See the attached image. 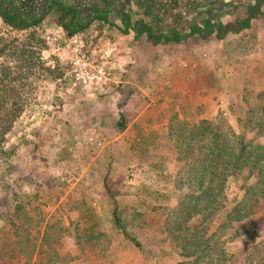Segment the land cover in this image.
<instances>
[{
	"label": "rangeland",
	"instance_id": "1",
	"mask_svg": "<svg viewBox=\"0 0 264 264\" xmlns=\"http://www.w3.org/2000/svg\"><path fill=\"white\" fill-rule=\"evenodd\" d=\"M73 1L64 0V4L76 5ZM146 3H138V8H133L149 13L151 9ZM175 3L178 7L182 4L180 0ZM131 4L133 6V2ZM120 6L125 5L121 2ZM86 9L79 7L78 11L86 12ZM234 12L244 15L243 8ZM55 15L48 14L35 29L45 43L40 52L43 68H36L28 79V102L4 142L5 149L12 155L0 160V264H93L92 261L95 264H177L182 258L163 228L168 210L180 196L172 193L171 185L182 167L173 150L174 139L167 135L168 126L172 121L193 124L207 120L215 125L230 126L238 134L245 132L247 140L260 138L258 127L247 124L245 115L247 110H257L258 118L262 115L260 108H264V18H258L250 30L229 37L223 43L229 47L231 56L211 66L220 83L210 82L211 90L206 94L215 97V104L208 102L201 108L196 106L195 110L185 105L179 96V75L184 66L173 56L182 53L179 46H214L209 42L213 36L205 41L193 37L186 44L170 45L176 46L172 49L165 45L153 46L145 38L135 41L132 36L122 34L118 27L123 26L113 12L108 16L118 27L93 23L84 32L67 39L53 24ZM221 20L228 22L230 17L224 15ZM1 32L8 33L0 20ZM23 34L25 32L19 36ZM174 87L176 93H173ZM142 109L152 114L162 110L159 115L163 116L156 120L157 125L162 124L157 147L151 148V152L140 150L139 138H134L136 148L132 152V147L116 145L114 139L121 132L118 124L125 127L136 115L134 110ZM96 135L97 140L90 142ZM148 154L156 173L148 180L147 189L141 185L136 187V191L146 197L138 207L130 209L128 206L132 204L126 203L124 209L117 212L127 234L141 247H134L108 223L95 228L98 234H103L94 237L98 243L96 250L92 245H85L84 237H80L85 230L75 227V213L53 207L69 191L72 193L66 196L67 203L69 198L71 202L77 201L71 197L76 194L74 182L88 173L91 162L98 171L101 166L106 170L110 169L109 156L117 157L121 160L122 177L132 182L139 175L140 160H146ZM83 188L90 185L84 184ZM231 191L234 193L229 200L236 189ZM112 211L111 218L109 212L106 217L111 223ZM91 214L90 209L79 212L82 218L90 220ZM255 220L260 238L243 236L228 245L233 264L246 263L254 246L258 250L264 247V203ZM56 224L61 227L55 228V240L48 233V246L43 236ZM63 226L71 238L60 231ZM100 229L104 232L100 233ZM16 235L20 236L21 246L14 244ZM68 240L76 255L68 250ZM42 242L45 254L42 248L38 249ZM22 254L32 257L24 258Z\"/></svg>",
	"mask_w": 264,
	"mask_h": 264
},
{
	"label": "trees",
	"instance_id": "2",
	"mask_svg": "<svg viewBox=\"0 0 264 264\" xmlns=\"http://www.w3.org/2000/svg\"><path fill=\"white\" fill-rule=\"evenodd\" d=\"M20 1L0 0V20L8 32L0 33L1 161L12 155L5 149L4 142L28 102V79L35 74L36 68H43L40 52L45 43L35 29L44 18L55 13L53 24L63 31L67 39L84 32L93 23L118 27L110 22L108 15L111 13L100 8L91 16L79 12L77 2L76 5L66 6L64 0H41L48 3L32 9L25 6L26 10L22 11L24 7ZM186 1V11L173 10L160 15L153 10L149 13L133 12L132 9L125 10L124 6L119 9L120 13L115 14L123 26L118 29L135 41L145 38L153 46H170L186 44L193 37L205 41L213 36L222 41L228 35L250 30L252 22L264 18V0ZM25 3L29 5L31 0ZM241 8L244 15L233 13ZM187 13L192 17H188ZM224 15L230 17L228 22L221 20ZM132 17L135 19L132 20ZM23 32L25 34L19 36ZM260 109L262 115L258 118L257 110H247L245 115L247 124L258 127L260 138L256 141L247 140L245 132L238 134L230 126L221 127L207 120L193 124L170 122L167 135L174 139L173 150L182 167L171 185L172 193H179L180 196L173 208L168 210L163 228L182 258L177 264H233L228 245L243 236L260 238L255 225L257 212L264 203V108ZM118 125L122 131L123 125ZM232 188L236 192L229 200L230 194L234 193ZM117 212L116 208L112 211L114 227L139 249L140 243L127 234ZM56 226L61 227L56 224L43 236L48 246V233L55 240ZM63 227L60 231L68 234L67 228ZM88 231L90 236L83 231L80 237H84L85 245H92L96 250L98 243L94 237L103 234H98L95 227ZM16 238L14 244L21 246L20 236L16 235ZM67 243L71 245L70 240ZM44 247L42 242L38 249L42 248L45 254ZM18 248L21 253L22 249ZM35 248L33 245L32 250ZM258 248H252L244 264H264V247ZM22 256L32 257L31 254Z\"/></svg>",
	"mask_w": 264,
	"mask_h": 264
},
{
	"label": "crops",
	"instance_id": "3",
	"mask_svg": "<svg viewBox=\"0 0 264 264\" xmlns=\"http://www.w3.org/2000/svg\"><path fill=\"white\" fill-rule=\"evenodd\" d=\"M151 1L152 0H144V2ZM225 2H227V0H225ZM174 3L175 0L166 1L162 8L167 6L168 9H165L164 12L159 9H153L154 7L149 6V4L148 6L151 10L156 12L157 15H160V13L166 14L167 12H173V10L178 11L186 8L184 4H180V7H178L177 3H175V6ZM232 36L235 35H228L222 41H217L215 38L209 40V42H212L214 46H179L182 48V53L180 55L173 56V58L182 62V65L184 66V68L182 67L180 71L181 76L179 75V77H181V86L177 91L181 100L185 102V105H188L190 108H194L195 110L197 108L196 106L201 108L208 102H211L214 106L215 101L213 99L215 97L206 96V94L211 90L208 85L210 82H212V84H217L220 83V81L217 80V76V78H215L216 73L211 71V66H217L221 61H223V59L226 60L231 56L229 47L224 46L223 43ZM174 47L176 46H168L167 48L172 49ZM169 55L172 56L171 53ZM173 93H176L175 87L173 88ZM134 111L136 112V115H134L132 121H130L114 139V143L116 145L123 144L122 146L125 148L128 146L132 147L130 150L132 152L136 148L134 138H139L141 145H137L140 150H147L148 152H151V148H156V144L160 139L158 133L161 130L160 127L162 124L157 125L156 120L163 116L159 115L162 110L160 112L156 111L154 114L146 112V109ZM149 118L150 120H148ZM111 147L112 150L115 151L113 146ZM146 157V160H140L141 168L139 169L140 171L138 170L139 175H137L132 182H129L128 180L126 181L122 177L121 174L123 171H121V166L119 165L121 160H118L117 157L113 159L109 156L108 162L110 163V169L107 167L106 170L101 166V170L98 171L96 169V164L91 162L89 168H87L88 173H84L82 178L80 177L74 182V186H76L77 189L75 191L76 194L71 197L72 199L75 198L77 201L71 202V198H69V202L67 203L66 196L71 192L69 191L66 193V196L65 194L64 196H61L60 201L53 207V209L75 213L77 220L74 224L77 227L84 228L86 235L88 236H90L88 231L90 228H97L101 225H106L107 223L109 225H113V222L111 223V220L106 218L107 212H109L110 216V211L115 208L118 211L123 210L126 203H131L132 205H129L128 208L134 209V207H138L142 202V198L146 197V195H143L142 192L136 191V187L138 185L147 189V186L150 185L149 181L153 178L154 173H156L155 170H153L155 168H153V165L150 162V155L148 154ZM146 161L148 163H146ZM84 184L86 187L90 185V188L84 189ZM79 189H83V192L80 193ZM157 190L161 191L160 189ZM157 200L159 199L157 198ZM135 203L137 206H134ZM87 209H90V212L92 213L91 216L93 218L91 220L89 218H82L83 216L79 215L80 211H87ZM67 222L66 225H69V221ZM100 231L104 232L101 229ZM71 248L73 247L68 245L70 253L76 255L77 253L73 252ZM99 257L100 256L98 255L96 260L99 259ZM92 262L95 264V261ZM130 263L133 262L130 260Z\"/></svg>",
	"mask_w": 264,
	"mask_h": 264
},
{
	"label": "flooded vegetation",
	"instance_id": "4",
	"mask_svg": "<svg viewBox=\"0 0 264 264\" xmlns=\"http://www.w3.org/2000/svg\"><path fill=\"white\" fill-rule=\"evenodd\" d=\"M26 0H21L20 2L23 4L22 6L24 8H22V11H25L26 8L25 6L31 7L32 8H38L40 6L41 0H31V3H25ZM38 1V2H37ZM77 2V6L81 7V8H87L86 9V14H90L91 16L94 15L96 12V10L98 8L103 9L109 13L115 12V14L120 13L119 9H121L120 4L121 2H123V4L125 5V10H131L133 12H136L135 8H138V3H144V0H74ZM73 1V2H74ZM166 1L169 0H152L151 2H147V5L149 4V6H153V9H159L164 11L165 9H168V7H164L162 8ZM36 2V3H34ZM133 2V6L132 3ZM180 2H182V4H184L185 7H187L186 5V0H180ZM48 2H43V4H47ZM115 8H117L118 10L115 11ZM161 8V9H160ZM170 8V7H169ZM186 9V8H185ZM161 12V11H160Z\"/></svg>",
	"mask_w": 264,
	"mask_h": 264
},
{
	"label": "built area",
	"instance_id": "5",
	"mask_svg": "<svg viewBox=\"0 0 264 264\" xmlns=\"http://www.w3.org/2000/svg\"><path fill=\"white\" fill-rule=\"evenodd\" d=\"M97 140V135L96 136H93V138H90L89 141L90 142H95Z\"/></svg>",
	"mask_w": 264,
	"mask_h": 264
}]
</instances>
